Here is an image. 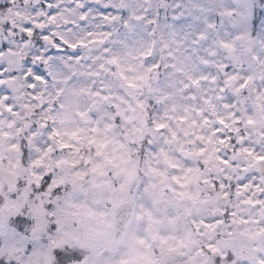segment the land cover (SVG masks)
Here are the masks:
<instances>
[{
	"label": "clouds",
	"instance_id": "9594fccd",
	"mask_svg": "<svg viewBox=\"0 0 264 264\" xmlns=\"http://www.w3.org/2000/svg\"><path fill=\"white\" fill-rule=\"evenodd\" d=\"M0 264H264V0H0Z\"/></svg>",
	"mask_w": 264,
	"mask_h": 264
}]
</instances>
